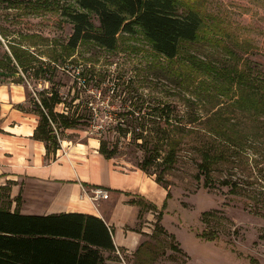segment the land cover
<instances>
[{
  "label": "rangeland",
  "instance_id": "1",
  "mask_svg": "<svg viewBox=\"0 0 264 264\" xmlns=\"http://www.w3.org/2000/svg\"><path fill=\"white\" fill-rule=\"evenodd\" d=\"M179 3L180 12L195 9L203 23L197 40L184 44L173 59L156 52L141 32L121 34L112 50L83 42L69 57L63 46L73 24L63 12L79 8L75 0H0V26L8 39L17 38L56 65L54 88L68 106L61 104L57 111L83 114L77 125L60 134L62 139L104 137L110 145H118L119 156L140 165L156 141L178 132L176 120L187 128L204 127L209 115L229 102L233 85L215 71L249 63L264 72V0ZM91 17L98 26L97 16L91 13ZM5 50V43H0V56ZM50 58H57V64ZM17 79L0 76V85L21 89L29 97L28 106L35 90L51 91L53 86L33 78L20 85ZM163 107L171 115L169 121ZM182 136L189 145L172 167L163 161V152L145 170L170 196L167 207L148 219L155 237L136 264H264V160L260 165L251 159L245 173L215 171L213 185L206 188L197 165L200 156L192 149L199 139L189 133ZM225 177L232 180L233 189L221 183ZM202 232L213 233L215 239L199 237Z\"/></svg>",
  "mask_w": 264,
  "mask_h": 264
},
{
  "label": "trees",
  "instance_id": "2",
  "mask_svg": "<svg viewBox=\"0 0 264 264\" xmlns=\"http://www.w3.org/2000/svg\"><path fill=\"white\" fill-rule=\"evenodd\" d=\"M75 1L79 8H67L63 12L73 24V32L63 46L69 57L83 42H93L112 50L117 48L121 34L141 32L156 52L173 59L184 44L197 40L203 23L202 15L195 9L186 8L180 12L179 0ZM91 13L97 16L98 26L92 21ZM6 31L0 26V34L9 48L0 56V76L17 77L16 81L20 83L25 80L30 82L33 78L53 84L56 65L40 58L41 55L17 38L8 39ZM19 35H22L21 38L33 34ZM0 43H3L1 39ZM52 59L57 64V58ZM215 73L222 81L228 79L233 85L228 94L231 97L229 102L213 111L204 127L187 128L181 120H176L178 132L154 143L152 154L140 163L142 169L146 170L151 159L155 160L163 152V161L167 167H172L178 161L180 152L189 145L182 138L186 133L199 139L192 149L200 156L197 165L206 188L213 185L215 171L245 173L250 169L251 159H256V164H263L264 72H257V68L248 63L243 68H231L225 72L217 70ZM54 86L51 91L47 88L35 90L38 99L35 96L33 100L41 115L35 137L47 142L48 152H56L60 147L57 132L60 135L84 117L77 111L75 116L70 111H55L58 104L68 106ZM95 111L91 114L93 118L98 115L97 109ZM161 112L169 121V112L164 107ZM116 128L119 130V125ZM125 131L126 134L129 132ZM100 151L110 158L117 154L118 145H110L101 137ZM198 178L201 179V176L198 175ZM221 183L232 186V189L235 187L227 177ZM112 231L101 217L94 214H24L0 206V264H107L101 249H115ZM199 237L215 239L213 233L208 232H202Z\"/></svg>",
  "mask_w": 264,
  "mask_h": 264
},
{
  "label": "crops",
  "instance_id": "3",
  "mask_svg": "<svg viewBox=\"0 0 264 264\" xmlns=\"http://www.w3.org/2000/svg\"><path fill=\"white\" fill-rule=\"evenodd\" d=\"M0 39L6 45L1 34ZM28 98L21 89L0 85V206L24 214L99 216L113 230L115 244L114 250L101 249L105 262L136 264L155 237L148 219L167 207V190L129 159L106 157L100 151L101 138H65L67 155L59 148L48 152L47 142L35 137L41 115L34 101L27 105ZM82 186L88 191L104 188L109 198L93 200L91 192L83 195ZM157 213L155 229L162 211Z\"/></svg>",
  "mask_w": 264,
  "mask_h": 264
},
{
  "label": "built area",
  "instance_id": "4",
  "mask_svg": "<svg viewBox=\"0 0 264 264\" xmlns=\"http://www.w3.org/2000/svg\"><path fill=\"white\" fill-rule=\"evenodd\" d=\"M35 96L38 99L36 93H35ZM92 104L93 103L91 102V105ZM92 107H93L94 110H96L95 106L92 105ZM57 134H58V138H59V141H60V147H59V149H61L63 155H67L66 146L64 145V139H62L60 137V135H59L58 132H57ZM82 190L84 192L83 195H87L88 192H91L92 193V196H90V198L93 199V200H97L99 198L107 199V198H109V195H110L108 190H106L104 188H101V187L91 188L88 191V189H86L84 186H82Z\"/></svg>",
  "mask_w": 264,
  "mask_h": 264
}]
</instances>
